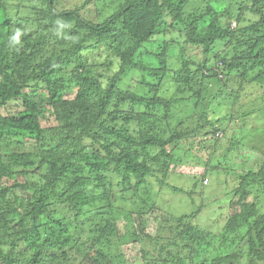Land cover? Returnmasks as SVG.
Returning a JSON list of instances; mask_svg holds the SVG:
<instances>
[{
	"label": "trees",
	"instance_id": "trees-1",
	"mask_svg": "<svg viewBox=\"0 0 264 264\" xmlns=\"http://www.w3.org/2000/svg\"><path fill=\"white\" fill-rule=\"evenodd\" d=\"M100 48L113 59L98 65ZM215 99L264 125V0H0V264H264V161L224 180L216 232L156 204L161 187L184 192L172 121L201 120L210 135L188 148L207 165L242 154L195 112Z\"/></svg>",
	"mask_w": 264,
	"mask_h": 264
},
{
	"label": "rangeland",
	"instance_id": "rangeland-1",
	"mask_svg": "<svg viewBox=\"0 0 264 264\" xmlns=\"http://www.w3.org/2000/svg\"><path fill=\"white\" fill-rule=\"evenodd\" d=\"M63 1L68 3L72 2V0ZM211 4L215 5L216 11H219L220 7H222L220 2H213ZM169 37V40L175 41L179 47L183 46L186 48V52L184 53L185 56L190 58L197 57V51H193L189 45L183 42V37L177 31L173 32ZM158 42L159 40H156V42L150 44V46L155 44L157 45ZM216 46H219V48L214 47L215 52L220 51L223 47L220 45ZM179 47L175 46V50L170 54L168 64L169 67H172L173 69H175L177 57L180 54L178 50ZM91 58L98 65H101L107 59H113L107 57V53L103 48L93 50ZM102 68L103 66H100L98 69L104 72ZM104 69L106 70V72H104L106 79L110 78L118 70L117 67H115V64L110 69H106V67H104ZM131 78H133L131 73L126 75L124 79L125 85L127 82H129L131 86L136 84V81ZM168 80L169 78H166L163 79L162 82L166 89L172 86V84L166 85ZM157 83L158 81L154 80V84ZM212 87H216L214 91L216 92L217 86L212 84ZM171 89L172 90L167 91L168 96L173 91V87ZM221 99L210 100L208 105L200 101L195 108V112L199 115H202L201 113H207L209 116L216 115L218 118H222V120L219 119L220 123L217 124H225L228 128H230V130H228V128L226 129V133L222 136V138H224L225 135L229 136L231 134L237 136L238 141L239 139L240 141L235 147L239 148L237 154H242L238 157L234 155V160L230 163L228 162L231 154H228L226 159H219L213 163L210 161L212 164L207 165L208 155L206 154V151L203 149L193 151L188 148L190 143H193L194 145L196 143L198 145L202 140L207 139V136L210 135L209 133L205 136L204 131L206 129H196L201 120H185L183 123L181 122L182 124L174 123L172 121L173 124H171V129L165 128V136L167 137L172 133L183 131L185 132L184 140L186 139V143H179L178 146H176L178 148L172 146H169L168 148L169 151L173 150L172 164H174L173 166L175 167V171H172V177L169 181L172 185L183 186L184 192L192 188L194 193L191 196L184 194V192L175 193L173 190L171 191L169 188L164 186L158 190V194L155 197L156 204H158V207L162 211V215L164 217L167 218L186 214L189 215L187 221H191L193 224L195 223L201 229L212 232L217 231V227L222 222L223 213H225L224 210H219V207L222 206V202H227L224 197H220L222 188L227 189L223 187L224 180H230L234 175L240 173L243 168V162L246 163V166L248 165L249 167L256 168L262 161H264V143H262L263 134H257L259 129L261 131L264 129V127L260 128V126L264 125L259 124L258 127L257 125L259 122L254 120L253 124L250 123L251 126L246 125L244 128L245 124H243V122L246 121L248 116L245 108L243 109L242 106L239 108H232L229 104H225V102ZM218 100L220 101L216 102ZM221 102H223V104ZM236 113L239 114L238 117L234 116ZM232 117L237 120H231ZM245 130H247L249 134L247 137H243L242 134ZM221 135L222 134H219V136ZM11 139L12 138H10V140ZM218 153H221V149ZM219 157L221 158V155ZM246 166L244 167L246 168ZM156 188L157 186L154 187V189ZM152 195H155L153 191ZM214 195L217 197H212ZM122 205L125 206L127 210L136 208V204L125 205V203H122ZM192 214L194 215L191 216Z\"/></svg>",
	"mask_w": 264,
	"mask_h": 264
},
{
	"label": "built area",
	"instance_id": "built-area-1",
	"mask_svg": "<svg viewBox=\"0 0 264 264\" xmlns=\"http://www.w3.org/2000/svg\"><path fill=\"white\" fill-rule=\"evenodd\" d=\"M234 24V23H233Z\"/></svg>",
	"mask_w": 264,
	"mask_h": 264
}]
</instances>
